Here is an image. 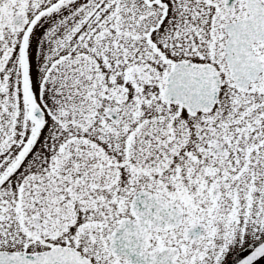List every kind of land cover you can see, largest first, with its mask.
<instances>
[{
  "label": "snow or ice",
  "instance_id": "6c2138e0",
  "mask_svg": "<svg viewBox=\"0 0 264 264\" xmlns=\"http://www.w3.org/2000/svg\"><path fill=\"white\" fill-rule=\"evenodd\" d=\"M264 0H0V264H261Z\"/></svg>",
  "mask_w": 264,
  "mask_h": 264
},
{
  "label": "flooded vegetation",
  "instance_id": "af4514ba",
  "mask_svg": "<svg viewBox=\"0 0 264 264\" xmlns=\"http://www.w3.org/2000/svg\"><path fill=\"white\" fill-rule=\"evenodd\" d=\"M261 264H264V261H262Z\"/></svg>",
  "mask_w": 264,
  "mask_h": 264
}]
</instances>
